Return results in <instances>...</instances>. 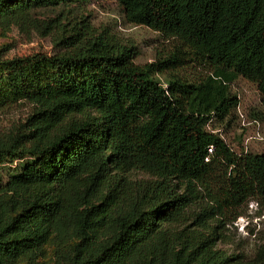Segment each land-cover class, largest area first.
<instances>
[{
    "label": "trees",
    "instance_id": "obj_1",
    "mask_svg": "<svg viewBox=\"0 0 264 264\" xmlns=\"http://www.w3.org/2000/svg\"><path fill=\"white\" fill-rule=\"evenodd\" d=\"M83 1L0 0L1 30L57 50L0 48V112L28 110L0 134V166L14 165L0 183V264H43L50 247L53 264H231L217 231L264 204V154H236L209 127L237 108L238 78L264 107V0H114L175 44L142 66L77 17ZM188 61L206 71L179 77Z\"/></svg>",
    "mask_w": 264,
    "mask_h": 264
},
{
    "label": "rangeland",
    "instance_id": "obj_2",
    "mask_svg": "<svg viewBox=\"0 0 264 264\" xmlns=\"http://www.w3.org/2000/svg\"><path fill=\"white\" fill-rule=\"evenodd\" d=\"M76 15L87 17L96 30H106L124 44L133 46L135 65L150 64L156 58L171 53L175 45L147 28L128 24L122 8L114 0H84L79 4ZM0 48L6 50V57L9 58L33 54L52 56L57 51L50 38H42L31 30H21L18 27L0 29ZM205 71L206 67L188 61L176 74L182 78H191L200 76ZM156 79L162 85L166 84L164 77ZM230 92L238 101L237 108L228 122H213L210 130L216 131L236 154H264V107L256 85L238 78L230 85ZM27 113L25 106L0 112V134L12 124L24 120ZM13 168L14 165L0 166V183L13 174ZM241 213L234 222L224 220L219 226L217 233L221 239L217 240L215 249L233 259L231 264H256L257 252L264 245V204L249 202L241 208ZM53 253V247L47 248L44 260L40 262L53 264Z\"/></svg>",
    "mask_w": 264,
    "mask_h": 264
}]
</instances>
